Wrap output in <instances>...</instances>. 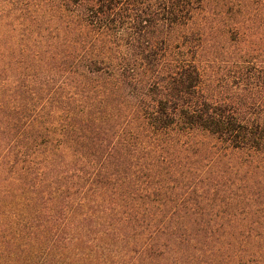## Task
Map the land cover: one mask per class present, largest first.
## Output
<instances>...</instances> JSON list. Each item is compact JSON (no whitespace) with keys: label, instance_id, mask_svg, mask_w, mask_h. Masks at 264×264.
<instances>
[{"label":"trees","instance_id":"obj_1","mask_svg":"<svg viewBox=\"0 0 264 264\" xmlns=\"http://www.w3.org/2000/svg\"><path fill=\"white\" fill-rule=\"evenodd\" d=\"M54 20L53 263L264 264V216L235 213L255 194L216 170L264 162V0H54Z\"/></svg>","mask_w":264,"mask_h":264},{"label":"rangeland","instance_id":"obj_2","mask_svg":"<svg viewBox=\"0 0 264 264\" xmlns=\"http://www.w3.org/2000/svg\"><path fill=\"white\" fill-rule=\"evenodd\" d=\"M54 22V0H0V264H54ZM244 46L234 44L231 51ZM250 47L254 55L263 56V42ZM210 53L207 49L206 54ZM208 71L224 72L217 67ZM230 91V87L223 90ZM226 154L217 163V172L227 171L240 187L247 186L244 191L254 193L252 199L258 205L239 206L235 213L241 219H262L264 162L251 163L255 157L245 153ZM256 209L263 214L255 213ZM250 228L255 235L264 232L257 224L246 227ZM250 242L248 249L264 248L263 240Z\"/></svg>","mask_w":264,"mask_h":264}]
</instances>
